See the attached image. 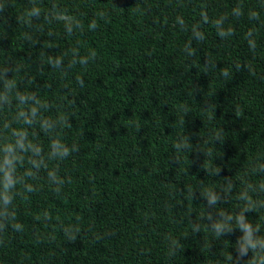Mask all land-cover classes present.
<instances>
[{
  "label": "trees",
  "instance_id": "obj_1",
  "mask_svg": "<svg viewBox=\"0 0 264 264\" xmlns=\"http://www.w3.org/2000/svg\"><path fill=\"white\" fill-rule=\"evenodd\" d=\"M0 264H264V0H0Z\"/></svg>",
  "mask_w": 264,
  "mask_h": 264
},
{
  "label": "clouds",
  "instance_id": "obj_2",
  "mask_svg": "<svg viewBox=\"0 0 264 264\" xmlns=\"http://www.w3.org/2000/svg\"><path fill=\"white\" fill-rule=\"evenodd\" d=\"M4 203H8V201L5 200Z\"/></svg>",
  "mask_w": 264,
  "mask_h": 264
}]
</instances>
